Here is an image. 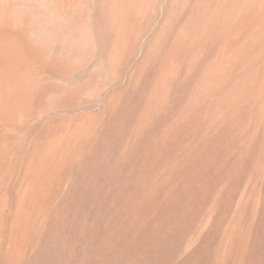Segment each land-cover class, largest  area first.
Instances as JSON below:
<instances>
[{"label": "rangeland", "instance_id": "rangeland-1", "mask_svg": "<svg viewBox=\"0 0 264 264\" xmlns=\"http://www.w3.org/2000/svg\"><path fill=\"white\" fill-rule=\"evenodd\" d=\"M167 1L168 0L156 1L158 3L157 13L159 15L157 14V20L152 21L153 26L146 32L145 36H143L144 38L141 37L143 34L141 35L139 33L140 29L137 30V28H134L133 37L136 38L135 51L133 57L131 55V60L128 59L130 58L128 56L131 48V45L129 46L128 44L130 41L122 40V44H120L119 48V55H116V58L111 62L104 64L105 71L101 76H105L106 78H104L105 80H101L100 87H98L99 90L96 87H92L87 89L85 93L73 97V100L75 98L79 99L74 100L79 106L75 103L73 107L66 105L61 106V101H58L52 103L51 106L53 109L50 108L51 112H49L48 117L47 115L39 116L35 111H31L27 107L28 102L31 101V97L28 93L22 94L21 92L22 95L17 94L21 97L16 99L17 103L20 104L18 105L9 98L11 96L14 100L13 93H8L10 89L12 90V81L8 83L9 85L11 84V86L6 84L8 87L0 82V264H140V261L141 264H166V262H164L166 260L165 257L170 256L175 250V254L179 253L172 263L174 264L175 262V264H178L183 260L184 256H187L186 253H191L198 246L199 241L196 243L195 238L197 237L201 240L200 238L204 236L205 231L209 228L210 223L206 224V222L210 220L208 218L211 217V212L209 211L212 210L211 205H214L215 200L217 201L219 194L223 192V194L227 193L230 195L232 189H229V187L232 188L233 186L234 190L236 189L242 192L247 189L244 181L247 176H249L247 175L248 172H252L251 167L253 165L252 163L247 164L248 162L245 158L252 149L246 155H243L240 151H242L244 146L250 145V141L252 140L251 133L253 134V132L259 128L262 120V135H264V89L262 90V88H264V0ZM141 4L142 2L140 5ZM171 4L175 8L170 6ZM76 6L79 7V9ZM85 6L87 7V4L84 3V0H0V26L23 27V18L32 11H35L40 16H46L48 18L57 17L56 19H58L57 11H59L61 14L60 17L63 16V13L65 15L68 14V19L71 18L70 21H75L80 16L83 8L85 9ZM37 9L43 12L44 15L40 14ZM252 14H254V18L251 17ZM73 15L77 16L75 17ZM72 18L74 20H72ZM166 18L169 19L167 20ZM142 19L143 17L139 15L138 20L142 22ZM173 24L175 25L173 26ZM155 27L158 30L154 29ZM246 29H248L247 32ZM154 32H156L155 35ZM150 33L152 35H150ZM152 36L153 38H151ZM132 41H134L133 38ZM212 42L214 43L212 44ZM0 44L3 46H0V61L4 63L1 64L6 69L11 70V61L13 59L12 42L11 40H6L4 43L0 42ZM15 48L20 57L24 56L19 45H16ZM247 53L249 54L247 55ZM20 57H18V59H21L20 65L18 64L17 66L13 59L15 63L14 67L16 66V68H12L15 70L18 69L19 73L24 75V81H28L26 84H30L33 79V75L31 74H34L33 68L35 65L33 63L31 65L30 61L27 62L26 65V62H22V57ZM258 57L261 61H259L260 59ZM74 61L75 63L77 62L76 64L79 67H88L85 65V62L79 59ZM234 62L237 63L238 66ZM87 69L92 70L93 68L88 67ZM261 69H263V71ZM245 71L247 73H245ZM28 73H30V75ZM206 73L209 74L206 75ZM239 74L240 77H238ZM46 76L48 77H46L47 82L55 81L66 89L70 86L68 82L56 79L53 80L52 77ZM118 76L120 81L114 85V78ZM220 76H222L223 79ZM224 88L225 90L223 91L222 89ZM16 93H19V91H15V95ZM23 97L26 98L24 99ZM22 98L24 103L20 102ZM11 101L15 103L13 107H15L17 111L22 110L23 112L19 111L17 113L16 109H7L6 111L5 108L2 107L7 103L10 104L9 102ZM88 104L89 106H87ZM198 106L200 108H197ZM201 106L203 107L202 110ZM22 107L23 109H21ZM66 107H68V109H66ZM71 108L72 110H70ZM241 110L243 111L241 112ZM197 111L200 112L198 113ZM33 112L34 114H32ZM36 115L39 119H37ZM59 115L60 117H58ZM48 119L49 122H46ZM255 120H257V123ZM25 123L26 125H23ZM208 124H210V126ZM200 128L202 131L200 130L201 133H198ZM217 131L221 134H219V132L216 133ZM202 132L204 133L202 134ZM218 134L223 136L221 145L219 146L215 142ZM78 135L83 136L78 137ZM203 136H205V138H210L204 140ZM77 137L80 139H77ZM198 140L199 143L197 142ZM206 140L207 142H205ZM200 141L202 142L200 143ZM159 146L161 150L157 149ZM195 147H197V149L199 147L196 151L200 158L198 156L193 158ZM192 148H194V154L191 156ZM183 151L184 153H182ZM207 152L211 153V155L207 154ZM215 152L216 154H214ZM188 157H192L196 163L200 162L199 165L198 163L195 164L197 166L196 169L199 166L201 168V163L204 162L203 168H201V172H199L201 174L205 172L204 175H201V178L205 177V180L208 182L206 187H202V192L205 191L204 197L207 199L202 204H206V209H204V205L201 206L202 204L197 206L193 204L194 206H192L193 202L189 205L190 207L187 205V203L192 201L190 200L189 202V192L193 190V185L190 184H194L192 183L193 176H195V173L198 174L197 172L194 173L192 162L188 163L189 160L192 161ZM196 158L200 161L196 160ZM185 160L188 161L186 162ZM236 160L237 164H235ZM214 162H216V165ZM209 165H211L209 167L211 171L208 173L207 171L209 169H206V167ZM177 166L178 168L176 169ZM246 166L250 169L247 170ZM186 168L189 169L187 170ZM204 169L206 170L204 171ZM171 170L173 171L170 172ZM205 174L207 175L205 176ZM212 174L216 176L212 177ZM170 176H173L171 177L172 179ZM189 176H191L192 179ZM176 178H178V180ZM261 178L262 177H260V179ZM169 180L171 182H169ZM232 181L233 184H231ZM240 184L242 185L239 189ZM209 185L211 187H209ZM174 188L178 191L177 193L173 191ZM179 190L182 193H179ZM235 191L233 192L232 190V193L235 194L237 192ZM184 192H188V198H186L187 194ZM178 193L179 196L183 195L181 199L178 198L179 201H184L179 203V214H171L169 216V220L171 221H167L168 217H164L162 220L173 226L171 227L169 224L166 225L171 232L173 231L172 233L175 232L172 234L174 236L171 238V233L168 229L169 232L167 233H170V235L168 236L167 234L166 236H168V239L166 238L167 240H163L166 241V244L159 239V242H157V239H155L156 234L152 232L157 224L161 225V222L158 223L157 220H154L156 225L152 222H148L150 212H152L151 215L156 212V215L159 217V212H157L160 207L159 203L161 202V204H163V200L165 197L167 198V195L177 198ZM184 195L186 196L184 197ZM260 196L263 198L262 193L258 195L259 198ZM184 198H186V200L188 199L187 203ZM222 199L223 202L220 204L221 210L222 207L225 209L228 206L226 204V197H222ZM263 199H258L259 201L256 203L252 201L250 204V206L258 210L259 216H257L261 217V219L262 216H260L259 210L261 211V207L263 206L261 213L264 215V202H260ZM155 203L157 206H155L156 209L154 206L152 207ZM183 203H185V205ZM258 205H260V207ZM196 207L199 208L197 209ZM252 207H250V209ZM202 208L204 211H202ZM141 209L144 211H141ZM189 209L191 213L198 217L197 219L193 218L194 221L195 219L197 220L196 223L194 221L190 223L192 218L189 217H195V215L190 214L191 216H188L190 212L187 213L185 211ZM184 214L187 215V218L185 216L183 222L177 221L179 219L178 217H180V215L182 217ZM197 214L199 215L197 216ZM173 215L174 217L172 220L170 217ZM176 215L179 216L177 217ZM132 216L136 219L134 217L132 218ZM181 217L180 219L182 220L184 217ZM121 219L124 221H121ZM126 219L130 220L127 221ZM258 219L260 218H257V220ZM125 220L129 228L134 224V229L132 227V230H136L135 226H139L138 228L143 230L144 226L146 227L152 223L154 226H148L149 228L151 227V229L153 228V230L150 229L151 234H148L150 237H148V235L146 236L149 239L147 240L148 242H145V240L140 243L139 239V246H136V242L133 244L129 241L136 236L135 231H131L133 234L131 232L129 233L128 244L131 242L135 247L131 244L133 246L131 249V246L127 245L126 242L127 247L125 248V240H122L124 237H120L123 233L126 234V225H124L126 223ZM176 221L178 223H176ZM122 222L124 223L122 224ZM259 223H262V229H264V219ZM119 224L122 225V228H120ZM117 225L119 226L117 227ZM160 225L158 228L156 227V229H159ZM205 225H208V227L206 228ZM201 226H204L205 229L204 227L201 228ZM172 228L174 229L171 230ZM199 228L204 229V231ZM156 229L154 231L157 232ZM200 230L203 231V233H201ZM110 231H114L113 234ZM122 231L123 233L120 234ZM193 231L196 232L194 233ZM108 232H110V234ZM110 235H113L114 238L115 236L117 237L115 241L112 236L115 246L114 249L110 251L111 253L109 256H104L102 255L104 252H102L101 245L106 243ZM175 238H177V241ZM150 240L152 244L157 242L159 245H152ZM169 240L170 243L168 242ZM160 242L164 244V248L161 247L162 245ZM177 242H180V244ZM148 243L150 244L149 249H154L153 251L147 249L149 246ZM194 245L196 246L195 248ZM155 246L158 249H155ZM151 247L153 249H151ZM134 248L135 250H133ZM190 249L192 251H190ZM240 249H238V254ZM133 251L134 254L132 253ZM158 251L163 252L159 253ZM169 252H171V254ZM113 254L117 256L114 257ZM147 254L150 256L148 257ZM101 256L105 259L103 260ZM152 257L155 258V260ZM162 257L165 260L162 259ZM203 257L204 256H202V258ZM94 259L97 262H95ZM147 259L149 261H146V263L145 260ZM159 259H162V261ZM52 260L54 263L51 262ZM91 260L93 261L91 262Z\"/></svg>", "mask_w": 264, "mask_h": 264}, {"label": "bare ground", "instance_id": "bare-ground-1", "mask_svg": "<svg viewBox=\"0 0 264 264\" xmlns=\"http://www.w3.org/2000/svg\"><path fill=\"white\" fill-rule=\"evenodd\" d=\"M83 1V0H82ZM155 1V2H154ZM157 0H84V3L87 4V7L85 6V9L83 8L80 16L78 17L77 20L75 21H70V19H68L67 15H65L63 13V16L60 17V12L57 11V14H58V19L56 18H48L46 16H40L38 15L35 11H32L29 15L25 16L23 18V24L24 25L23 27H14V26H7V27H1L0 26V41L1 43H4L6 40H11L12 44L13 45V52H12V56H13V59L16 63V65L18 66V64L20 63V60L21 59H18V57H20V55L17 54V51H16V45H19L21 47V52H23V55L24 56H21L22 57V62H26V65H27V62H31V65L32 63L35 65V69L33 68V73L34 74H31L33 75V79L31 81V83L29 84H26V82L28 81H24L23 78L24 75H22V73H19L18 69H14L16 68V66L14 67V61L12 59V65H11V70H8L6 69L4 66H2V64H4L3 62L0 61V82L1 84H7L8 86H11V84L9 85L8 83H13L12 84V90L10 89V92L8 93H13L12 95L14 96V100L12 99V97L10 95L9 98H11L12 101H15L16 104L20 105L19 103H17L16 99L18 97H20L19 95L17 94H20L22 95L23 93H28V95H30L31 97V101L28 102L27 104V107L31 110V111H35L39 116H43V115H47V117L49 116V112H51L50 108H52V103H56L58 101H61V106L63 105H66V106H75V104L78 105V103H75L76 101L73 100V97L74 96H78V95H81L83 93L86 92L87 89H90L92 87H96L98 89V87H100V84H101V80H103L104 78H106L105 76H101L102 74H104V71H105V67H104V64L107 63V62H111L114 58H116V55H119L120 51H119V48H120V44H122V40L124 41H130L129 46L131 45V48H130V52H129V57L128 58L129 60H131V55L133 57V54H134V47H135V40L136 38L133 37V30H135L134 28H137V30H139L140 34L142 35L141 37L145 36L146 32L149 30V28L151 26H153L152 24V21L153 20H157L158 18V13H157ZM169 1V0H168ZM167 1V2H168ZM142 2V4L140 5V3ZM80 3V2H79ZM172 3V2H171ZM76 4V3H74ZM168 4V3H167ZM173 4V3H172ZM172 4L170 6H172ZM79 5V4H78ZM77 7V6H76ZM168 7V6H167ZM174 7V6H172ZM250 7H253V6H250ZM79 9V7H77ZM82 8V7H81ZM160 8V7H159ZM163 8V7H162ZM175 8V7H174ZM246 8V7H244ZM243 8V9H244ZM38 10V9H37ZM81 10V9H80ZM160 10V9H159ZM163 10V9H162ZM254 10V9H252ZM39 11V10H38ZM170 11V10H169ZM173 11V10H172ZM245 11V10H244ZM66 12V11H64ZM69 12V11H68ZM40 14L44 15L43 12H40ZM76 13V12H75ZM143 13V14H141ZM176 13V11H175ZM245 13V12H244ZM158 14V15H157ZM172 14V13H171ZM249 14V13H248ZM141 15L143 17L142 19V22L140 20H138V16ZM162 15V14H161ZM166 15V14H165ZM174 15V13H173ZM178 15V14H177ZM254 14H252L251 17L254 18L253 16ZM57 16V15H56ZM75 16V15H73ZM77 16V15H76ZM75 16V17H76ZM74 17V18H75ZM171 17V16H170ZM176 17V16H175ZM245 17V15H244ZM38 18H41V19H38ZM250 18V17H249ZM252 18V20H253ZM162 19V18H161ZM167 19V18H166ZM169 19V18H168ZM167 19V20H168ZM72 20H74L72 18ZM163 20V19H162ZM173 20V19H171ZM175 20V19H174ZM256 20V19H255ZM264 20V19H263ZM166 21V20H165ZM258 21V20H257ZM156 22V21H155ZM164 22V21H163ZM252 23V22H251ZM260 23V22H259ZM245 24V22H244ZM247 24V23H246ZM175 24H173L174 26ZM248 25V24H247ZM254 25V24H253ZM161 26V25H160ZM246 27V26H245ZM253 27V26H252ZM162 28V26H161ZM166 28V27H165ZM156 29V27L154 28ZM250 29V28H249ZM153 30V29H151ZM158 30V29H156ZM248 29H246V32H247ZM154 31V30H153ZM164 31V30H163ZM168 31V29H167ZM160 32V31H159ZM138 33V34H139ZM153 33V32H152ZM156 32H154V35H155ZM150 35H152L150 33ZM172 35V34H171ZM259 35V34H258ZM40 37V38H39ZM171 37V36H170ZM258 37V36H257ZM132 38L134 39V41H132ZM144 38V37H143ZM148 38V37H147ZM153 38V36L151 37ZM165 38V37H164ZM169 40V39H168ZM262 40V39H261ZM238 41V40H237ZM236 41V42H237ZM151 42V41H150ZM149 42V43H150ZM171 42V41H170ZM169 42V43H170ZM174 42V41H173ZM166 43V42H165ZM214 42H212L213 44ZM9 44V42H8ZM139 44V43H138ZM240 44V43H239ZM256 44V43H255ZM145 45V44H144ZM168 45V44H167ZM0 46H2V44H0ZM128 46V45H127ZM262 46V45H261ZM3 47V46H2ZM139 47V46H138ZM142 47V46H141ZM158 47V46H157ZM233 47V46H232ZM231 47V48H232ZM10 48V47H9ZM146 48V47H145ZM168 48V47H167ZM230 48V49H231ZM237 48V47H236ZM235 48V49H236ZM245 48V47H243ZM7 49V48H6ZM11 49V51H12ZM127 49V48H126ZM129 49V47H128ZM213 49V48H212ZM234 49V48H233ZM251 49V48H250ZM263 49V48H262ZM8 51V50H7ZM240 51V50H239ZM238 51V52H239ZM122 52V51H121ZM145 52V51H144ZM230 52V51H229ZM244 52V51H243ZM143 53V52H142ZM234 53V52H233ZM232 53V54H233ZM236 53V52H235ZM9 54V53H8ZM22 54V53H21ZM249 53H247L248 55ZM236 55V54H235ZM241 55V54H240ZM259 56V55H258ZM262 56V55H261ZM20 57V58H21ZM136 57V56H135ZM238 57V56H237ZM118 58V57H117ZM230 58V56H229ZM259 58V57H258ZM76 59H79L80 61H83L85 62L88 67H91L93 68L92 70H88L86 67L82 66V67H79L77 66V62L75 63L74 60ZM127 59V60H128ZM133 59V58H132ZM239 59V58H238ZM243 59V58H242ZM256 59V58H255ZM260 59V58H259ZM11 60V59H10ZM9 60V61H10ZM232 60H235V59H232ZM240 60V59H239ZM144 61V60H143ZM237 61V60H236ZM255 61V60H254ZM261 61V59L259 60ZM129 62V61H128ZM136 62V61H135ZM233 62V61H232ZM239 62V61H238ZM256 62V61H255ZM2 63V64H1ZM140 63V62H138ZM143 63V62H142ZM235 63V62H234ZM253 63V62H252ZM8 64V63H7ZM114 64V63H113ZM237 65V63H235ZM240 64V63H239ZM258 64V63H257ZM20 65V64H19ZM22 65V63H21ZM24 65V66H26ZM30 65V63H29ZM28 65V66H29ZM128 65V64H127ZM138 65V64H137ZM229 65V64H227ZM226 65V66H227ZM256 65V64H255ZM7 66V65H6ZM125 66V65H124ZM232 66V65H231ZM230 66V67H231ZM238 66V65H237ZM14 67V68H12ZM234 67V66H233ZM253 67V66H252ZM261 67V66H260ZM19 68V67H18ZM30 68V66H29ZM84 68H86L85 70H83ZM238 68V67H237ZM250 68V67H248ZM258 68V67H257ZM9 69H10V66H9ZM123 69V68H121ZM228 69H229V66H228ZM245 69V68H244ZM252 69V68H251ZM31 70V69H30ZM84 72V75H83V72ZM233 70V69H232ZM250 70V69H249ZM249 70H246V71H249ZM263 71V69H261ZM243 71V70H242ZM245 71V73H247ZM255 71V70H254ZM257 71V69H256ZM255 71V72H256ZM31 72V71H29ZM210 72V71H209ZM212 72V71H211ZM229 72V70H228ZM232 72V71H231ZM260 72V71H259ZM258 72V73H259ZM264 72V71H263ZM122 73V72H121ZM130 73V72H129ZM139 73V72H138ZM216 73V72H215ZM242 73V72H240ZM244 73V72H243ZM30 75V73H28ZM209 74V73H208ZM206 73V75H208ZM226 74V73H225ZM231 74V73H229ZM249 74V73H248ZM247 74V75H248ZM46 75L50 76V78L52 77L53 80L56 79V80H62L64 82H68L70 84V86L68 87V89L66 88H63L64 86H61L60 84L56 83L55 81L54 82H47L46 80ZM205 75V74H204ZM211 75V74H210ZM218 75H219V72H218ZM221 75V74H220ZM215 76V75H214ZM217 76V75H216ZM232 76V75H231ZM246 76V75H245ZM251 76V75H250ZM262 76V75H261ZM102 77V78H100ZM222 77V76H220ZM227 77V76H225ZM240 77V74L239 76ZM247 77V76H246ZM20 78V80H19ZM48 78V77H47ZM209 78V77H208ZM214 78V77H213ZM26 79L28 80V78L26 77ZM122 79V78H121ZM223 79V77H222ZM221 79V80H222ZM225 79V78H224ZM229 79V78H228ZM248 79V77H247ZM50 80V79H48ZM52 80V79H51ZM105 80V79H104ZM129 80V79H128ZM211 80V79H210ZM220 80V79H219ZM238 80V79H237ZM250 80V79H249ZM114 85H116L115 83L119 82L120 81V78L119 76L114 78ZM122 81V80H121ZM216 81V80H215ZM214 81V82H215ZM5 82V83H4ZM7 82V83H6ZM25 82V83H23ZM218 82V81H217ZM247 82V81H246ZM224 83V82H223ZM222 83V84H223ZM240 84V82H239ZM243 84V83H242ZM248 84V83H247ZM250 84V83H249ZM5 85H4V88H5ZM6 85V86H7ZM13 85H14V88H13ZM220 85V84H219ZM225 85V84H224ZM246 85V84H245ZM7 86V87H8ZM125 86V85H124ZM221 86V85H220ZM227 86V85H226ZM225 86V87H226ZM249 86V85H248ZM248 86H247V89H248ZM67 87V85H66ZM111 87V86H110ZM114 87V86H113ZM240 87V86H239ZM252 87V86H251ZM10 88V87H9ZM9 88H8V91H9ZM126 88H127V85H126ZM254 88V87H253ZM252 88V89H253ZM7 89V88H6ZM229 89V87H228ZM237 89V88H236ZM264 88H262L263 90ZM94 90V89H93ZM99 90V89H98ZM113 90V89H112ZM223 91L225 90L222 89ZM238 90V89H237ZM259 90V89H258ZM261 90V89H260ZM15 91H19V93H16L15 95ZM97 91V90H96ZM110 91V90H109ZM126 91V90H125ZM231 91V90H230ZM236 91V90H235ZM22 92V94H21ZM90 92V91H89ZM232 92V91H231ZM243 92V91H242ZM253 92V91H252ZM7 93V92H6ZM7 93V94H8ZM239 93V91H238ZM95 94V93H94ZM230 94V93H229ZM228 94V95H229ZM235 94V93H234ZM240 95V94H239ZM244 95V94H243ZM59 96V97H58ZM85 96V95H84ZM107 96V95H106ZM115 96V95H114ZM231 96V95H230ZM16 97V98H15ZM21 98V97H20ZM24 98V97H23ZM23 98L20 100V102H23L24 103V100ZM26 98V97H25ZM24 98V99H25ZM105 98V97H104ZM107 98V97H106ZM195 98V97H194ZM225 98V97H224ZM223 98V99H224ZM83 99V98H82ZM219 99V98H218ZM221 99V98H220ZM231 99H234V98H231ZM237 99V98H236ZM235 99V100H236ZM239 99V98H238ZM8 100V99H7ZM79 100V99H77ZM95 100V99H94ZM222 100V99H221ZM229 100V99H228ZM9 102L10 104H6V105H1L3 108H5V110L7 111L10 110V109H16L14 106V102ZM19 101V100H18ZM27 101V99H26ZM115 101V100H114ZM203 101V100H202ZM220 101V100H219ZM91 102V101H90ZM226 102V101H225ZM233 102V101H232ZM235 102V101H234ZM239 102V101H238ZM75 103V104H74ZM81 103V102H80ZM97 103V102H96ZM204 103V101H203ZM220 103V102H219ZM229 103V102H228ZM231 103V102H230ZM95 104V102H94ZM110 104V103H109ZM122 104V103H121ZM202 104V103H200ZM233 104V103H231ZM242 104V103H241ZM85 105V104H84ZM113 105V104H112ZM203 105V104H202ZM206 105V104H205ZM209 105V104H208ZM211 105V104H210ZM227 105V104H226ZM235 105V104H234ZM237 105V104H236ZM16 106V105H15ZM23 106V105H22ZM26 106V105H25ZM55 106V104H54ZM79 106V105H78ZM89 106V104L87 105ZM115 106V105H114ZM197 106V105H196ZM204 106V105H203ZM238 106V105H237ZM249 106V105H248ZM247 106V107H248ZM17 107V106H16ZM21 107V106H20ZM59 107H60V104H59ZM86 107V106H85ZM117 107V106H116ZM202 107V106H201ZM209 107V106H208ZM229 107V106H228ZM261 107V106H260ZM263 107V106H262ZM18 108V107H17ZM70 108V107H69ZM78 108V107H77ZM115 108V107H114ZM118 108V107H117ZM197 108H200L199 106ZM227 108V107H226ZM225 108V109H226ZM240 108V107H239ZM20 109V108H19ZM23 109V107L21 108ZM53 109V108H52ZM61 109V108H60ZM65 109V108H64ZM66 109H68V107H66ZM105 109V107H104ZM113 109V108H112ZM116 109V108H115ZM203 109V107L201 108V110ZM219 109V108H218ZM217 109V110H218ZM224 109V108H223ZM264 109V108H263ZM29 110V111H30ZM72 110V108L70 109ZM75 110V109H74ZM198 110V109H197ZM211 110V109H210ZM215 110V109H214ZM235 110V109H234ZM239 110V109H238ZM262 110V109H260ZM3 111V110H2ZM15 111V110H14ZM20 110L17 111L16 109V112L18 113ZM103 111V110H102ZM243 110H241L242 112ZM13 112V111H11ZM20 112H23L22 110ZM108 112V111H107ZM113 112V111H112ZM198 112V111H197ZM200 112V111H199ZM198 112V113H199ZM258 112V111H257ZM256 112V113H257ZM261 112V111H260ZM7 113V112H6ZM25 113V112H24ZM28 113V112H26ZM102 113V112H101ZM197 113V115H198ZM228 113V112H227ZM262 113V112H261ZM30 114V112H29ZM34 114V112L32 113ZM55 114V113H54ZM113 114V113H111ZM225 114V113H224ZM234 114V113H233ZM232 114V115H233ZM24 115V114H23ZM81 115V114H80ZM115 115V114H114ZM112 115V116H114ZM196 115V116H197ZM200 115V114H199ZM223 115V114H222ZM226 115V114H225ZM238 115V114H237ZM8 116V115H7ZM5 116V117H7ZM18 116V114H17ZM29 116V115H28ZM37 116V115H36ZM65 116V115H64ZM69 116V115H68ZM67 116V117H68ZM88 116V115H87ZM99 116V115H98ZM239 116V115H238ZM60 117V115L58 116ZM62 117V116H61ZM79 117V116H78ZM83 117V116H82ZM111 117V116H109ZM199 117V116H198ZM197 117V118H198ZM232 117V116H231ZM17 118V117H16ZM15 118V119H16ZM36 118V117H35ZM88 118V117H86ZM93 118V117H92ZM98 118V117H97ZM208 118H211V117H208ZM258 118V117H257ZM261 118V117H260ZM31 119V118H30ZM37 119L38 116H37ZM52 119V118H51ZM81 119V118H80ZM89 119V118H88ZM111 119V118H110ZM156 119V118H155ZM194 119V118H193ZM246 119V117H245ZM263 119V118H262ZM8 120V119H7ZM11 120V119H10ZM9 120V121H10ZM33 120V119H32ZM31 120V121H32ZM43 120V119H42ZM57 120V119H56ZM61 120V118H60ZM65 120V119H64ZM109 120V119H107ZM154 120V119H153ZM198 120V119H197ZM195 120V121H197ZM25 121V119H24ZM49 122V119L46 120V122ZM75 121V120H74ZM85 121V120H84ZM92 121V120H91ZM95 121V119H94ZM104 121V120H103ZM112 121V120H111ZM207 121V120H206ZM209 121V120H208ZM41 122V121H40ZM107 122V121H106ZM213 122V121H212ZM211 122V123H212ZM217 122V121H216ZM227 122V121H226ZM255 122L257 123V120H255ZM9 123V122H8ZM13 123V121H12ZM17 123V122H16ZM23 123V122H21ZM67 123V122H66ZM72 123V122H71ZM86 123V122H85ZM158 123V122H157ZM202 123V122H201ZM252 123V122H251ZM28 124V123H27ZM95 124V123H94ZM161 124V123H160ZM203 124H204V121H203ZM207 124V123H206ZM23 125H26L23 124ZM46 125V123H45ZM78 125V124H76ZM99 125V124H98ZM106 125V123H105ZM199 125V124H198ZM197 125V126H198ZM210 126V124H208ZM213 125V124H212ZM215 125V123H214ZM219 125V124H218ZM226 125V124H225ZM224 125V126H225ZM250 125V124H249ZM14 126V125H12ZM16 126V124H15ZM72 126V125H71ZM83 126V125H82ZM96 126V125H95ZM159 126V125H157ZM162 126V125H161ZM201 126V125H199ZM205 126V125H204ZM203 126V127H204ZM223 126V125H222ZM49 127V125H48ZM47 127V128H48ZM80 127V126H78ZM113 127V126H112ZM110 127V128H112ZM201 127V128H203ZM218 127V126H217ZM50 128V127H49ZM53 128V127H51ZM62 128V127H61ZM98 128V127H97ZM201 128L199 129L198 133L200 132ZM216 128V127H215ZM81 129V128H80ZM86 129V128H85ZM105 129V128H104ZM113 129V128H112ZM211 129V127H210ZM219 129H222V128H219ZM248 129V128H247ZM250 129V128H249ZM36 130V129H35ZM41 130V129H40ZM50 130V129H49ZM82 130V129H81ZM106 130V129H105ZM103 130V131H105ZM114 130V129H113ZM196 130V129H195ZM206 130V129H205ZM214 130V129H213ZM216 130V129H215ZM218 130V129H217ZM224 130V128H223ZM55 131V130H54ZM70 131V130H69ZM83 131V130H82ZM85 131V130H84ZM197 131V130H196ZM202 131V130H201ZM254 131V130H253ZM261 131V132H259ZM51 132V130H50ZM90 132V131H89ZM102 132V131H101ZM106 132V131H105ZM111 132V131H110ZM109 132V133H110ZM205 132V131H204ZM202 132V134L204 133ZM214 132V131H213ZM219 131H217L216 133H218ZM222 132V131H221ZM232 132V131H230ZM63 133V132H62ZM61 133V134H62ZM65 133V132H64ZM69 133V132H68ZM86 133V132H85ZM107 133V132H106ZM170 133V132H169ZM201 133V132H200ZM212 133V132H211ZM215 133V132H214ZM75 134V133H74ZM79 134H80V131H79ZM93 134V133H92ZM207 134V133H206ZM219 134H221L219 132ZM217 135L216 136V139H215V142L219 145H221V142H222V139H223V136L224 134L222 133V135ZM263 134V120H262V123L261 125L259 126V128H257L255 130V132H253V134L251 133V137H252V140L250 141V145L248 146H244L242 148V151H240V153H242L243 155H246L249 153V151L252 149V151L247 155V157L245 158L247 160V164H251L252 163V167H251V170L252 172L249 173L247 175V178L246 180L244 181L246 186H247V189L242 192V191H239V190H234L233 187L229 189H232L233 192L235 191L236 193H232V190H231V194L229 192V194L231 195H228L227 193H220L219 194V197L217 199V201L215 200L214 202V205L212 206L211 205V208L212 210L209 211L211 212L210 214V220H208L207 223H210L209 225V230L207 229L205 231V234L204 236H202L199 240V238H195V241L197 243V241H199L198 243V246L196 247L194 245V248L195 250L192 251L190 249V251H192L191 253H186V257L184 256L183 260H181L178 264H196V263H199V264H264V229H262V223H259L262 221V219H264V215L261 213L262 212V209H263V206L261 207V211L259 210V213L261 214L260 216H262V219L261 217H258L259 214H258V210L252 206H250L251 202L253 201V203H256L258 202L260 199H263L264 198V175H263V171H264V135ZM57 135V134H56ZM65 135V134H64ZM63 135V136H64ZM86 135V134H85ZM84 135V136H85ZM110 135V134H109ZM200 135V134H199ZM215 135V134H213ZM246 135V134H245ZM250 135V134H248ZM247 135V136H248ZM83 135L79 136L78 137H82ZM89 136V135H88ZM105 136V135H104ZM107 136V135H106ZM197 136V135H196ZM62 137V136H61ZM68 137V136H67ZM66 137V138H67ZM77 139H80L78 138ZM90 137V136H89ZM88 137V138H89ZM204 137V140L207 139ZM227 137V136H226ZM58 138V136H57ZM210 138V137H209ZM208 138V139H209ZM212 138V137H211ZM249 138V137H248ZM45 139V138H44ZM47 139V137H46ZM65 139V138H64ZM83 139V138H82ZM81 139V140H82ZM202 139V137H201ZM207 139V140H208ZM213 139V138H212ZM56 140V139H55ZM194 140V139H193ZM207 140L205 142H207ZM211 140V139H210ZM209 140V141H210ZM247 140V139H246ZM83 141V140H82ZM87 141V140H86ZM92 141V140H91ZM196 141V140H194ZM225 141V140H224ZM51 142V141H50ZM89 142V141H88ZM199 143V140L197 141ZM196 142V143H197ZM202 141H200L201 143ZM248 142V141H247ZM49 143V142H48ZM195 143V142H194ZM206 144V143H205ZM228 144V143H227ZM81 145V144H80ZM87 145V143H86ZM213 145V144H212ZM252 145V146H251ZM74 146V145H73ZM95 146V145H94ZM162 146V145H161ZM192 146V145H191ZM195 146V145H194ZM201 146V145H200ZM226 146V145H225ZM224 146V147H225ZM51 147V146H50ZM156 147V146H155ZM204 148V147H203ZM76 149V148H75ZM159 150L160 149V146L159 148H157ZM194 148H192V154L191 156L193 155V158L195 156H198V152L196 151L197 147H195V151L193 150ZM199 149V147H198ZM197 149V150H198ZM212 149V148H211ZM231 149V148H230ZM186 150V149H185ZM157 151V150H156ZM194 151V152H193ZM154 152V151H153ZM229 152V150H228ZM98 153V152H97ZM96 153V154H97ZM160 153V152H158ZM157 153V154H158ZM184 153V151L182 152ZM191 153V152H190ZM231 153V152H230ZM152 154V153H151ZM156 154V153H155ZM154 154V156H155ZM166 154V153H165ZM187 154V152H186ZM185 154V155H186ZM207 154L211 155V153L207 152ZM206 154V155H207ZM216 154V152L214 153ZM230 155V154H228ZM227 155V157H228ZM95 156V155H94ZM150 156V155H149ZM184 156V155H183ZM226 156V155H225ZM48 157V156H47ZM97 157V156H96ZM99 157V156H98ZM162 157V156H161ZM187 157V156H186ZM200 158V156H198ZM233 157V156H232ZM250 157H251V160H250ZM36 158V157H35ZM165 158V157H164ZM163 158V159H164ZM185 158V157H183ZM190 158V157H188ZM193 158L191 157L190 159L192 161H190L189 159V162H192V167H193V170H194V173L197 172L198 174L195 173V176H193V182L194 184H190V185H193V190L190 193V199H189V202L190 200H192L190 203H187L188 202V199L186 200V198H188V192H184L187 194L184 195V197L186 196L185 201L187 203V205H191L192 203V206L194 205H201L202 203H204L207 199H205L204 197V192L203 191V186H207L208 185V182L207 180H205V177L204 178H201V175H204L201 174L200 172V169L203 168V163H201L202 167L200 168V166L196 169V161L193 160ZM231 158V157H230ZM94 159V158H93ZM99 159V158H98ZM179 159V157H178ZM215 159V158H214ZM226 159V158H225ZM232 159V158H231ZM234 159V158H233ZM95 160V159H94ZM177 160V159H176ZM180 160V159H179ZM178 160V161H179ZM184 160V159H182ZM188 160H185L186 162ZM196 160H198L196 158ZM55 161V160H54ZM152 161V160H151ZM181 161V160H180ZM200 161V160H198ZM205 161V160H204ZM88 162V161H87ZM182 162V161H181ZM195 162V163H194ZM155 163V162H154ZM176 163V162H175ZM179 163V162H177ZM187 163V164H188ZM200 163V162H199ZM198 163V165H199ZM213 163V162H212ZM211 163V164H212ZM216 162H214L215 164ZM226 163V162H225ZM89 164V163H88ZM92 164V163H91ZM213 164V165H214ZM230 164H231V161H230ZM237 164V160H236V163ZM31 165V164H30ZM161 165V164H160ZM159 165V166H160ZM184 165V163H183ZM182 165V166H183ZM206 165V164H205ZM212 165V166H213ZM216 165V164H215ZM214 165V166H215ZM224 165V164H223ZM44 166V165H43ZM149 166V165H148ZM154 166V165H153ZM155 166H158V165H155ZM211 165H209L208 167H206V169H209L207 172L209 173L210 170V167ZM249 166V165H248ZM247 167V170H249L250 168ZM87 167V166H86ZM151 167V166H150ZM181 167V166H180ZM204 167V168H205ZM147 168V167H146ZM149 168V167H148ZM158 168V167H157ZM178 168V166L176 167V169ZM212 168V167H211ZM216 168V167H215ZM221 168V167H220ZM88 169V168H86ZM99 169V168H98ZM155 169V168H154ZM161 169V168H160ZM172 169V168H171ZM187 169V168H186ZM185 169V170H186ZM189 169V168H188ZM187 169V170H188ZM204 169V171L206 170ZM183 170V169H182ZM192 170V172H193ZM214 170V169H213ZM224 170V169H223ZM81 171V170H80ZM104 171V170H103ZM145 171V170H144ZM148 171V170H147ZM146 171V172H147ZM165 171V170H164ZM173 170H171L170 172H172ZM200 171V172H199ZM167 172V171H166ZM175 172V171H174ZM173 172V173H174ZM182 172V171H181ZM191 172V171H190ZM191 172V173H192ZM41 173V172H40ZM151 173V172H150ZM153 173V171H152ZM183 173V172H182ZM162 174V173H161ZM177 174V173H176ZM171 175V174H170ZM183 175V174H182ZM190 175V174H189ZM207 174H205L206 176ZM41 176V175H40ZM142 176V175H141ZM146 176V175H144ZM162 176V175H161ZM175 176V174H174ZM180 176V175H179ZM188 176V175H186ZM216 175H213L212 174V177H214ZM222 176V175H221ZM224 176V175H223ZM262 177L260 179V177ZM37 177V176H36ZM44 177V176H43ZM152 177V176H150ZM167 177V176H166ZM173 177V176H170V178ZM191 178V176H189ZM208 177V176H207ZM156 178V177H155ZM169 178V177H167ZM179 178V177H178ZM178 178H176L178 180ZM186 178V177H185ZM209 178V177H208ZM207 178V179H208ZM217 178V177H216ZM142 179V178H141ZM149 179V178H148ZM172 179V178H171ZM180 179V178H179ZM188 179V177H187ZM185 179V180H187ZM192 179V178H191ZM210 179V178H209ZM226 179V178H225ZM39 180V179H38ZM42 180V179H41ZM163 180V178H162ZM175 180V179H173ZM176 180V181H177ZM184 180V181H185ZM189 180V179H188ZM212 180V179H211ZM210 180V182H211ZM219 180V179H217ZM216 180V181H217ZM231 180V179H229ZM228 180V181H229ZM168 181V180H166ZM181 181V180H179ZM227 181V180H226ZM130 182V181H129ZM163 182V181H162ZM169 182H171L169 180ZM174 182V181H173ZM172 182V183H173ZM236 182V181H235ZM178 183V182H177ZM182 183V182H181ZM190 183V182H189ZM214 183V182H213ZM231 183V182H230ZM238 183V182H237ZM235 183V184H237ZM128 184V183H127ZM166 184V183H165ZM186 184V183H185ZM229 184V182H228ZM233 184V181L232 183ZM243 184V183H242ZM239 185V189L241 187V185ZM58 185V184H57ZM148 185V184H147ZM175 185V184H174ZM211 185V184H210ZM209 185V187H211ZM155 186V185H154ZM160 186V185H159ZM162 186V185H161ZM179 186V185H178ZM216 186V185H214ZM54 187V186H53ZM140 187V186H139ZM153 187V186H152ZM173 187V186H172ZM175 187V186H174ZM183 187V186H182ZM60 188V187H59ZM141 188V187H140ZM154 188V187H153ZM228 188V187H227ZM238 188V187H237ZM147 189V187H146ZM155 189V188H154ZM206 189V188H205ZM60 190V189H59ZM135 190V189H134ZM173 190V189H171ZM225 190V189H224ZM142 191V190H141ZM148 191V190H147ZM174 192L176 191L175 188L173 190ZM188 191V190H187ZM227 191V190H226ZM58 192V191H56ZM93 192V191H92ZM152 192V191H151ZM150 192V194H151ZM178 191H176L175 193H177ZM162 193V192H161ZM179 193H182L180 192L179 190ZM179 193L177 195V198H173L172 196L169 197V195H167V198L165 197V199L163 200V204H161V202L159 203L160 207L158 208L157 212L158 215H160L159 217L156 215V212L155 214L151 215L152 212H150V217H149V221L148 222H152L154 225H156L155 221L157 220V222H161V225L160 224H157L156 227L158 228L159 225H160V228L159 229H156V227H154L156 231L153 230V228L151 229V227L149 228L148 226L152 225V223H150V225L148 226H144L143 230H140L137 226H135L136 230H132L131 228L134 226V222L132 223L133 226L131 228L127 227V221L129 220H125V224L126 225L125 227V231H126V234L123 233L120 237H124L122 238V240L124 241L125 240V248L127 247V245L131 246V249L133 248V244L136 242V246H139L138 245V242H139V239H140V243L144 242H148L147 240L148 237H150L148 234L150 233V229L153 230L152 233H155L156 234V238L157 239L156 241H158V239L162 242H164L166 244V241H163V240H167L168 236L170 235L171 233V238L174 236L172 234L169 227L166 226L168 225L169 223L168 222H164L162 221L165 218L168 217V220L167 221H171L169 220V216L171 214H176L179 212L180 210V202H184L183 200H180L178 198L181 199L182 196H179ZM262 193V197L260 196V198L258 197V195ZM94 194V193H93ZM149 194V192H148ZM227 194V195H226ZM139 195H140V191H139ZM155 195V194H154ZM172 195V194H171ZM95 196V195H94ZM257 196V197H256ZM161 197V196H160ZM222 197H226V200H227V207L224 209V207H222V210L220 209V204L223 202V199ZM153 198V197H152ZM229 198V199H228ZM143 199V198H142ZM175 199H178V200H175ZM259 199V200H258ZM144 201V200H143ZM159 201V200H158ZM211 201V200H210ZM213 201V200H212ZM149 202V201H148ZM154 202V201H153ZM173 202V203H172ZM229 202V203H228ZM260 202H264V199L261 200ZM152 203V201H151ZM209 203V202H208ZM224 203V204H225ZM142 204V203H140ZM185 205V203H183ZM194 204V205H193ZM260 204V203H259ZM143 205V204H142ZM146 205V204H145ZM204 204H202L201 206H203ZM262 205V204H260ZM260 205H258L260 207ZM124 206V205H123ZM141 206V205H140ZM148 206V205H147ZM151 206V205H150ZM154 206V208L156 209V203L155 205H152V207ZM156 206V207H155ZM187 206V208H188ZM191 206V207H192ZM200 206V208H201ZM226 206V205H225ZM126 207V206H125ZM190 207V206H189ZM205 207V208H204ZM204 209H206V204L204 205ZM250 207H252L250 209ZM133 208V207H132ZM151 208V207H150ZM186 208V207H184ZM197 208V207H196ZM199 208V207H198ZM197 208V209H198ZM202 208V209H203ZM135 209V208H134ZM192 209V208H191ZM204 209L202 211H204ZM126 210V209H125ZM184 210V209H183ZM209 210V209H208ZM127 211V210H126ZM141 211H144L141 209ZM139 211V212H141ZM148 211V210H147ZM150 211V210H149ZM152 211V209H151ZM193 211V210H192ZM194 211H195V208H194ZM193 211V212H194ZM201 211V210H200ZM206 211V210H205ZM185 212H190V209L189 210H186ZM133 213V212H132ZM186 213V214H187ZM196 213V212H194ZM203 213V212H202ZM142 214V213H141ZM179 214V213H178ZM192 215L193 213H188V216L189 215ZM200 216H201V213L199 212ZM197 214V216L199 215ZM207 214V213H206ZM205 214V216H206ZM125 215V214H124ZM145 215V214H144ZM190 215V216H191ZM195 215V214H193ZM258 215V216H257ZM177 216V215H176ZM179 216V215H178ZM177 216V217H178ZM185 216L187 218V215H183L181 218H183L182 220L180 219V217H178L179 219L177 221H181L183 222L184 219H185ZM126 217V216H125ZM134 216H132L133 218ZM138 217V216H137ZM173 216L170 217V219L172 218L173 220ZM135 218V217H134ZM189 218H192V221L190 220V223H192L194 220L193 218H198L196 217H189ZM257 218H260L257 220ZM136 219V218H135ZM134 219V221H135ZM138 219V218H137ZM143 219V218H142ZM195 219V223H196V220ZM200 219V218H199ZM206 219V218H205ZM147 220V219H145ZM154 222H153V221ZM117 221V220H116ZM121 221H124L121 219ZM119 221V222H121ZM142 221V220H141ZM176 221V223H178ZM205 221V220H204ZM210 221V222H209ZM61 222V221H60ZM140 222V221H138ZM118 223V222H117ZM124 222H122L123 224ZM142 223V222H141ZM203 223V222H202ZM113 224V223H112ZM130 224V222H129ZM139 224V223H138ZM194 224V223H193ZM191 224V225H193ZM204 224V223H203ZM67 225V224H66ZM110 225V224H109ZM115 225V224H114ZM120 225V228H122V225ZM117 225V227L119 226ZM143 225V224H141ZM152 225V226H154ZM171 226V224H169ZM174 225V224H173ZM180 225V224H179ZM196 225V224H195ZM80 226V225H79ZM108 226V225H107ZM130 226V225H129ZM197 226V225H196ZM195 226V227H196ZM206 228L208 227V225H205ZM142 227V226H140ZM173 227V226H171ZM176 227H179V226H176ZM182 227V226H180ZM204 227V226H203ZM201 226V228H203ZM113 228V227H112ZM124 228V227H123ZM199 228V229H201ZM66 229V228H64ZM64 229H63V232H64ZM69 229V228H68ZM77 229V228H76ZM80 229V228H79ZM134 229V227H133ZM170 231V233L168 234L167 232ZM174 228H172L171 230H173ZM181 229V228H180ZM197 229V228H196ZM205 229V227H204ZM204 229H201L204 231ZM70 230V229H69ZM75 230V229H74ZM98 230V229H97ZM110 230V229H109ZM120 230V229H118ZM124 230V229H122ZM193 230V229H192ZM201 233H203V231H201ZM102 231V230H101ZM131 231H135L136 233V236L129 240L128 238V235ZM208 231V232H207ZM68 232V231H67ZM79 232V231H78ZM82 232V231H81ZM111 232V231H110ZM110 232H108L110 234ZM114 232V231H113ZM113 232H111L113 234ZM180 232V231H179ZM192 232V231H191ZM194 232V231H193ZM196 232V231H195ZM194 232V233H195ZM72 233V232H71ZM107 233V231H106ZM132 233V232H131ZM193 233V234H194ZM200 233V234H201ZM42 234V233H40ZM62 234V233H61ZM70 234V233H69ZM79 234V233H78ZM96 234V232H95ZM94 234V235H95ZM98 234V233H97ZM102 234V233H101ZM133 234V233H132ZM151 234V233H150ZM154 234V235H155ZM168 234V236H166ZM192 234V235H193ZM197 234V233H196ZM71 235V234H70ZM69 235V236H70ZM77 235V233H76ZM116 235V233H115ZM125 235V236H123ZM142 235V236H141ZM148 235V237H146ZM153 235V236H154ZM113 236V235H112ZM112 236L110 235L107 240H106V243H104L102 246V255L104 256H109L110 255V251H112L114 249V246H115V242L114 240L116 241L115 238H117L115 236ZM141 236V238H140ZM181 236V234H180ZM194 237V235H193ZM96 238V237H94ZM167 238V239H166ZM177 238H180V237H177ZM177 238L176 241H177ZM47 239V238H46ZM72 239V238H70ZM98 240H99V237H98ZM119 240V239H117ZM128 240L131 241L129 244H128ZM171 240V239H170ZM170 240L168 241L170 243ZM179 240V239H178ZM194 240V239H193ZM121 241V242H123ZM153 241V240H152ZM155 241V240H154ZM263 244H262V242ZM48 242V241H47ZM79 242V241H78ZM97 242V241H96ZM126 242H127V245H126ZM155 242L156 246L157 244L159 245V243ZM160 242V244L162 243ZM191 242V241H190ZM189 242V243H190ZM49 243V242H48ZM68 243V242H67ZM66 243V244H67ZM117 243V242H116ZM150 243H151V240H150ZM154 243V242H153ZM168 243V244H169ZM180 244V242H177ZM188 243V244H189ZM119 244V243H118ZM133 246H132V245ZM149 244V243H148ZM152 244V243H151ZM155 244H152V245H155ZM61 245V244H60ZM68 245V244H67ZM96 245V244H95ZM94 245V246H95ZM121 245V244H120ZM151 245V246H152ZM162 245V246H161ZM160 246L163 247L164 244H161ZM50 246V245H49ZM56 246V245H55ZM100 246V247H101ZM128 246V247H129ZM148 246V245H147ZM155 246V249L157 248ZM169 246V245H168ZM188 246V245H187ZM34 247V246H33ZM46 247V246H45ZM60 247V246H59ZM119 247V245H118ZM135 247V246H134ZM154 247V246H153ZM159 247V246H158ZM150 248V244L148 246L147 249ZM164 248V247H163ZM179 248H182V247H179ZM193 248V247H192ZM241 248V249H240ZM51 249V248H49ZM139 249V248H138ZM151 249H153L151 247ZM158 249V248H157ZM175 249V248H174ZM238 249L239 250V254H238ZM135 250V248L133 249ZM154 250V249H153ZM153 250H150L149 251H153ZM166 250V249H165ZM143 251V250H142ZM157 251V250H156ZM176 251V250H175ZM173 252L171 254V252H169L171 255L170 256H166L165 259L162 257V259H164L166 262V264H173L172 262L174 261L175 257L177 256V254H175L176 252ZM186 251V250H185ZM13 252V250H12ZM34 252V251H33ZM73 252V251H72ZM147 252V251H146ZM159 252V251H158ZM163 252V251H161ZM159 252V253H161ZM189 252V251H188ZM98 253V252H97ZM100 253V252H99ZM113 253V252H112ZM134 254V251L132 252ZM157 253V252H155ZM166 253V252H165ZM62 254V252H61ZM151 254V252H150ZM126 255V254H125ZM148 257L150 256L149 254H147ZM155 255V254H154ZM159 255V254H158ZM169 255V254H168ZM57 256V255H56ZM96 256V255H95ZM114 257H116L114 254H113ZM152 256V254H151ZM160 256V255H159ZM164 256V255H163ZM202 256H204L202 258ZM41 257V256H40ZM133 257V256H132ZM131 257V258H132ZM135 257V256H134ZM154 257V256H153ZM152 257V258H153ZM102 258V256H101ZM108 258V257H107ZM106 258V259H107ZM124 258V257H123ZM156 258V256H155ZM155 258H153L155 260ZM178 258V257H177ZM42 259V258H40ZM50 259V258H49ZM103 260L105 258H102ZM111 259V258H110ZM117 259V258H116ZM119 259V258H118ZM137 259V258H136ZM150 259V258H149ZM152 259V260H153ZM162 259H159L162 261ZM51 260V259H50ZM55 260V259H54ZM99 260V259H98ZM135 260V259H134ZM151 260V261H152ZM40 261V260H39ZM43 261V260H42ZM70 261V260H69ZM93 260H91L92 262ZM95 261V259H94ZM108 261V259H107ZM116 261V260H115ZM148 262L149 260H145V262ZM49 262V261H48ZM53 262V260L51 261ZM71 262V261H70ZM68 262V263H70ZM97 262V261H95ZM102 262V261H101ZM144 262V263H145ZM146 262V263H147ZM158 262V260H157ZM168 262V263H167ZM178 262V261H177ZM54 263V262H53ZM34 264V263H32ZM48 264V263H47ZM55 264V263H54ZM140 264H141V261H140ZM175 264V262H174Z\"/></svg>", "mask_w": 264, "mask_h": 264}]
</instances>
